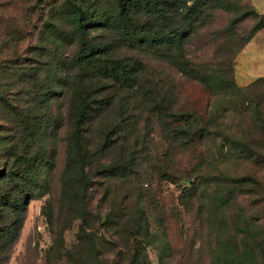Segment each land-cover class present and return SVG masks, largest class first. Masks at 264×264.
<instances>
[{
    "label": "rangeland",
    "instance_id": "374dc122",
    "mask_svg": "<svg viewBox=\"0 0 264 264\" xmlns=\"http://www.w3.org/2000/svg\"><path fill=\"white\" fill-rule=\"evenodd\" d=\"M38 1L0 0V62L9 59L5 52L8 42L14 39L13 43H17L19 36L26 40L24 34L28 37L21 46L25 45V49L29 44L30 50L25 55L28 61L39 64L43 59L55 58L36 52L41 46L37 33L42 23ZM238 1L242 8L237 13L224 8L210 12V22L185 45L183 59L190 68L215 70L217 75L233 78L238 87H246L264 77V27L234 52L230 48L250 35L255 18H243L233 28L231 23L244 9H254L264 19V0ZM103 32L102 28H93L91 35L101 37ZM30 33H34V38ZM72 51L70 48L68 53ZM115 53L129 59L131 64L141 63L143 70L138 89L124 93L118 104L106 109L89 136L90 205L107 212L111 206H119L126 189V192L133 190V197L143 192L155 239L147 247L151 264H218L221 252L232 251L233 239L241 244L244 235L240 232L235 238L232 220L240 216L243 230L245 218L252 219L256 231L264 226V194L260 191L264 190V166L240 154L229 142V138L247 137L248 111L240 108L231 91H212L182 72L169 60L167 46L157 51L126 45ZM3 81L0 79V83ZM18 81L10 78V89L20 96L27 89L21 90L23 85L18 87ZM57 89L59 95L51 105L54 118L47 141V160L41 175V182L49 185L50 192L39 197L37 190L29 202L20 236L10 248L5 264H86L92 258L86 255L94 250L88 251V242L80 244L77 237L80 220L74 221L62 235L53 232L69 223L68 216L61 215L59 208L70 131L68 101L66 86ZM109 93L111 88L104 91ZM173 113L190 116V121L176 120ZM116 122L122 124L112 136L116 143L101 150L100 143ZM6 123L0 119V131L7 127ZM6 159L0 144V166ZM106 167L115 168L111 169V176L102 174ZM126 172L128 178L118 176ZM243 176L257 177L262 184L250 182L235 188L230 207L223 210V202L233 188L227 178ZM107 189L113 193L106 202L103 194ZM48 200L56 205L53 223L43 212ZM98 227L96 244L102 252L98 259L104 260V264L119 262L120 245L127 242L125 237L118 238L123 229L115 225ZM249 240L254 245L257 240L260 242V237ZM121 261L127 264L128 258L124 256Z\"/></svg>",
    "mask_w": 264,
    "mask_h": 264
},
{
    "label": "trees",
    "instance_id": "16d2710c",
    "mask_svg": "<svg viewBox=\"0 0 264 264\" xmlns=\"http://www.w3.org/2000/svg\"><path fill=\"white\" fill-rule=\"evenodd\" d=\"M37 8L42 22L37 33L41 46L37 51L33 48V54L36 51L38 55L47 54L55 58L43 59L39 64L28 61L25 55L30 50L29 44L25 49V45L21 46L28 37L24 34L26 40L19 36L17 43H13L14 39L8 42L5 52L9 59L0 62V79L4 80L0 83V119L7 122V127L0 131V144H3L7 157L0 166V264L6 263L10 248L18 240L27 207L37 190L39 197L50 192L49 185L41 182V175L47 160V141L54 118L51 105L59 95L57 88L63 85L66 86L70 131L59 208L61 215L68 216L69 223L53 232L62 235L74 221L80 220L79 243L88 242V251L94 250L86 255L92 257L91 260L86 257L85 261L104 264V260L98 259L102 255L96 244L98 225L106 228L115 225L123 229L118 238L127 239L126 245H120L121 259L115 264H123L124 256L128 258L127 264H151L147 247L155 239L145 193L140 192L133 197V190L126 192V189L119 206H111V211L107 212L101 211L102 208L92 209L90 205L92 181L89 172L92 163L89 136L106 109L118 104L124 93L138 89L143 70L141 63L131 64L126 57L117 55L116 49L139 45L159 51L167 46L169 60L189 77L199 80L212 91L229 90L234 93L240 108L248 111L247 137L229 138V142L240 154L264 166V77L246 87H238L228 75H217L215 70L202 66L190 68L183 59L185 45L210 22L212 10L224 8L237 13L242 6L238 0H39ZM241 12L232 20L231 28L248 17L255 18V24L248 37L230 48L234 52H238L264 27V19L254 9ZM93 28H102L105 32L101 37L92 36ZM29 35L34 38V33ZM70 48L73 53L69 54ZM45 72L47 75L44 77ZM10 78H18V87L23 85L21 90L27 89V92L20 96L19 93H11ZM108 88H111V93L104 94ZM60 94H64L63 91ZM172 116L176 120L187 118L190 121V116L178 113ZM121 125L119 122L111 125L113 130L100 143L101 150L113 147L116 139L112 136ZM111 169L115 168L106 167L101 172L104 176H111ZM128 174L113 176L128 178ZM227 181L233 188L223 202V210L230 207L235 188L250 182L262 184L257 177L250 176L229 177ZM260 191L264 194V190L260 188ZM112 193L107 189L103 194L104 201H109ZM55 208L51 200L43 208L52 223ZM231 224L235 238L240 232L244 235L241 244L233 239L232 251L221 252L218 264H264V226L256 231L252 219L245 218L243 224L246 229L243 230L240 216ZM250 238L257 240L254 245Z\"/></svg>",
    "mask_w": 264,
    "mask_h": 264
}]
</instances>
